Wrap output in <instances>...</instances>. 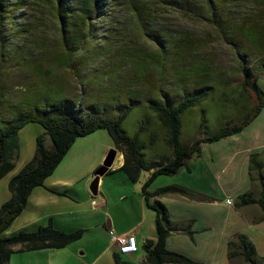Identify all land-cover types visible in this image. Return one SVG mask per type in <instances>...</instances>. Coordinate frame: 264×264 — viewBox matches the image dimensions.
Instances as JSON below:
<instances>
[{
	"label": "rangeland",
	"instance_id": "1",
	"mask_svg": "<svg viewBox=\"0 0 264 264\" xmlns=\"http://www.w3.org/2000/svg\"><path fill=\"white\" fill-rule=\"evenodd\" d=\"M132 1L144 5L143 12L150 21V27L163 33L172 44L188 46L189 51L182 57L183 68L191 69L192 76L194 72L201 74L204 67L209 70L211 80L208 85L214 86L213 92L208 99L182 115L181 143L184 146H189L196 138L218 132L229 120L240 122L251 113L252 101V105L246 108L234 102L239 97L236 88L242 79L243 53L247 54L246 65L253 67L264 89V72L260 68L264 62V0H232L228 6L219 8L223 18L228 19L222 22L223 31L211 20L204 0H177L178 4L174 2L176 0ZM19 2L21 4L11 5L9 14L14 17L0 18V32L5 44L4 50L0 48V93L3 91L7 95L4 102L0 101L4 114L9 116L11 107L8 106L20 100L41 105L42 96H66L77 103L82 102L86 108L97 105L104 110L107 105L114 106L112 111L118 115V107L122 103L129 104L131 98H139L144 104L133 108L124 120V134L128 137L138 134L148 162L154 161L151 159L157 153L160 159L171 157L173 150L165 141L168 131L158 114L146 105V99L160 98L163 93L176 95L182 92L177 78L183 79L188 73L171 58L173 60L166 62L164 72L156 83L162 91L150 88L155 70L143 57L156 51L157 46L136 26L132 4H112L109 6L110 14L103 21H97V37L89 36V42L74 53L76 70L80 74L77 78L71 68L56 64L64 47L59 22L50 5L43 0ZM250 26L258 30L256 46L248 41L244 33V27ZM233 37L240 41L241 48L229 42ZM172 52L167 56L171 57ZM37 66L48 69L50 73L36 75ZM193 84L192 80L187 83L189 86ZM38 125L42 124L30 122L19 131V148L20 136L24 135L26 143L23 147L29 149L33 129ZM151 132H155L153 139ZM43 136L46 147L51 148L53 141L50 135L46 133ZM152 171V168L146 169L143 173ZM14 174L15 171L0 180V208L11 196L8 185ZM122 258L140 264V261L131 259V254H122Z\"/></svg>",
	"mask_w": 264,
	"mask_h": 264
},
{
	"label": "trees",
	"instance_id": "2",
	"mask_svg": "<svg viewBox=\"0 0 264 264\" xmlns=\"http://www.w3.org/2000/svg\"><path fill=\"white\" fill-rule=\"evenodd\" d=\"M20 0H0V18L14 17L9 12L11 5L21 4ZM48 3L59 22V33L64 52L59 54L56 64L61 67L71 68L75 77H80L76 70L74 53L79 51L89 36L97 37V21H103L108 16L110 7L116 3L130 2L135 16L136 26L152 40V44L157 46V50L145 55L143 59L152 65L155 72L150 88L162 91L157 85L166 67V62L174 58V62L183 68L182 57L189 51L188 46L172 44V41L164 36L159 30L150 27V21L142 4H134L132 0H43ZM232 0H204L210 12L211 20L223 31L224 19L221 11ZM178 4L179 1H174ZM131 6V5H130ZM13 12V11H12ZM5 14V15H4ZM1 31V30H0ZM94 32V33H93ZM244 33L248 41L257 45L259 41L258 30L253 26L244 27ZM0 38L2 34L0 32ZM234 47L241 48V43L237 37L229 41ZM1 50H4V40L0 42ZM173 51L171 57L167 54ZM245 53L241 56L243 64L241 68L242 79L236 90L239 94L235 100V105L244 108L252 105L253 108L240 122L229 120L214 134L202 138H196L189 146L181 143L182 115L189 108L197 106L202 101L208 99L214 90L213 85H208L211 76L209 70L204 67L201 74L187 70L186 77L177 78L181 83L182 92L176 95L163 93L160 98L150 97L146 99V105L156 112L163 126L168 131L166 142L173 150V155L169 158L148 162L145 159L143 147L139 136L128 137L124 134L122 124L128 118L133 108L143 105L139 98H131L129 104L122 103L118 107V115L114 114V106L100 109L97 105L88 108L82 106V102L77 103L74 99L66 96L51 98L42 96L43 104L13 103L8 108L9 116L0 109V179L15 169L16 159L19 150V131L30 122H38L44 126L50 135L53 145L47 148L44 136L41 135L36 140V150L32 160L16 175H14L8 185L11 197L2 204L0 208V264H8L11 255L15 252V247L20 246L19 250H38V249H60L81 239L84 236L83 229L74 231H63L54 227L52 223L40 226L35 231H20L11 236H2L10 225L14 222L27 206L28 198L32 190L44 185L64 157L69 152L74 142L83 136L105 128L111 135L115 148L124 154V164L122 169L127 173L131 181L136 182L143 170L153 169L151 175L143 186L146 195L160 194H181L197 201H213V198L203 195L195 190L182 185H169L161 187L153 192H148L147 188L159 175H175L182 168L188 167V162L197 158L201 154L202 145L220 140L224 137L241 132L249 125L258 114L264 109V89L261 86L260 77L253 67L247 66ZM181 57V58H180ZM176 58V59H175ZM150 59V60H149ZM173 60V59H171ZM2 59L0 58V66ZM38 67V66H37ZM264 72V62L260 66ZM38 69V70H37ZM37 74H49V70L37 68ZM179 69V70H180ZM1 71V67H0ZM40 71V72H39ZM44 71V72H43ZM75 71V72H74ZM146 71V70H145ZM179 72V71H178ZM199 72V71H198ZM180 73V72H179ZM145 73H142V78ZM193 81V86L187 85ZM206 81V82H205ZM11 94V93H8ZM14 94V93H13ZM0 101L4 102L7 97L3 91L0 93ZM116 115V116H115ZM155 138L154 136L152 139ZM155 140V139H154ZM249 174L253 187L250 191L238 197L237 206L258 204L264 216V149L253 152L249 159ZM151 207L156 211V223L158 237L156 240L148 239L144 244L146 259L142 264H200L187 255L172 251L167 248L166 240L172 232H185L193 235L191 229L192 221L185 224H178L172 221L167 207L158 199L154 200ZM241 256L246 264H259L256 259V248L254 244L244 234L235 235L228 242V257L230 259ZM115 264H134L123 260L120 252H115Z\"/></svg>",
	"mask_w": 264,
	"mask_h": 264
},
{
	"label": "crops",
	"instance_id": "3",
	"mask_svg": "<svg viewBox=\"0 0 264 264\" xmlns=\"http://www.w3.org/2000/svg\"><path fill=\"white\" fill-rule=\"evenodd\" d=\"M46 133L43 125L34 127L29 149L23 147L26 137L20 136L16 167L11 171L14 175L32 160L37 138ZM154 135L151 132V139ZM113 148L114 141L105 128L78 138L44 185L32 190L23 212L2 232L6 237L52 223L67 232L83 229L84 236L60 249L22 251L16 246L8 264H115L117 247L109 234L111 228L136 236L138 245L131 259L142 264L146 259L145 242L158 237L156 211L151 207L156 199L167 207L173 222L192 221L193 235L172 232L166 240L168 249L200 264H246L241 256L228 257V242L244 234L254 244L259 264H264L263 211L258 204L237 206L238 197L253 187L250 155L264 149V109L243 131L204 143L200 156L191 159L188 167L175 175L157 176L147 188L153 192L182 185L213 201L174 193L146 195L143 186L152 172H142L136 182L131 181L122 169L125 158L120 151L113 166L99 178L97 193L93 194L90 187L96 171ZM153 158L160 159L158 153ZM227 199L232 203L228 204Z\"/></svg>",
	"mask_w": 264,
	"mask_h": 264
},
{
	"label": "built area",
	"instance_id": "4",
	"mask_svg": "<svg viewBox=\"0 0 264 264\" xmlns=\"http://www.w3.org/2000/svg\"><path fill=\"white\" fill-rule=\"evenodd\" d=\"M227 203L231 204L232 200L227 199ZM109 234L117 247V251L121 254H132L136 252L138 241L134 234L118 233L112 228L109 230Z\"/></svg>",
	"mask_w": 264,
	"mask_h": 264
},
{
	"label": "water",
	"instance_id": "5",
	"mask_svg": "<svg viewBox=\"0 0 264 264\" xmlns=\"http://www.w3.org/2000/svg\"><path fill=\"white\" fill-rule=\"evenodd\" d=\"M117 153H118L117 149H115V148L111 149L109 151L103 165L101 167H99V169H97L96 177H95V179L92 182L91 187H90L93 194L97 193L99 178L101 176H103L109 170V168H111L113 166V164L117 158Z\"/></svg>",
	"mask_w": 264,
	"mask_h": 264
}]
</instances>
